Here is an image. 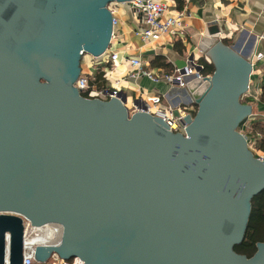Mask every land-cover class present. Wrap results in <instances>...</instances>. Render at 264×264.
Wrapping results in <instances>:
<instances>
[{
    "label": "water",
    "instance_id": "95a60500",
    "mask_svg": "<svg viewBox=\"0 0 264 264\" xmlns=\"http://www.w3.org/2000/svg\"><path fill=\"white\" fill-rule=\"evenodd\" d=\"M112 1L129 0H0V264H22L23 217L62 227L35 247L41 262L264 264V241L233 249L264 188V157L239 130L252 63L201 37L214 70L183 88L196 106L183 134L138 99L130 112L123 91L83 96L81 58L108 49Z\"/></svg>",
    "mask_w": 264,
    "mask_h": 264
},
{
    "label": "crops",
    "instance_id": "0c3cea01",
    "mask_svg": "<svg viewBox=\"0 0 264 264\" xmlns=\"http://www.w3.org/2000/svg\"><path fill=\"white\" fill-rule=\"evenodd\" d=\"M167 5V12L182 13L183 31L177 35H165L157 41L144 42L136 30L142 27L128 5L112 1L108 6L115 11L118 23L113 27V34L107 52H118L119 58L113 63H100L101 57L83 55L81 72L95 76L106 71L100 81L101 86L118 89L126 94V106L133 112V101L140 100L146 94H159L162 105H170L177 112L193 113L196 109L193 99L183 88L169 85L162 75L171 72L176 61H187L189 55L197 63L199 59L211 62L208 55L198 48L203 35L219 38L222 43L233 46L242 56L252 63L249 88L245 93L253 99L248 102L251 115L239 125V130L246 136L252 123L257 118L264 120V101L260 100L264 85V0H156ZM215 31L209 35V31ZM256 54H262L256 59ZM162 56L170 63L171 69L158 67L155 59ZM130 58H140L144 68L149 70L159 81L154 82L146 76L130 77ZM108 72V73H107ZM118 81L117 83L115 81ZM248 143L251 141L246 136ZM258 137H260L258 135ZM255 156L261 155L254 147V140L249 145Z\"/></svg>",
    "mask_w": 264,
    "mask_h": 264
},
{
    "label": "built area",
    "instance_id": "2783aa9c",
    "mask_svg": "<svg viewBox=\"0 0 264 264\" xmlns=\"http://www.w3.org/2000/svg\"><path fill=\"white\" fill-rule=\"evenodd\" d=\"M128 5L133 15L142 24L136 30V34L144 42L157 41L165 35H177L183 31V15L182 13H169L167 12V5L164 2L156 0H129L123 2ZM109 8L112 15V25L118 23V18L115 16L114 9ZM113 34V33H112ZM102 62L113 63L118 60V52H107V50L101 54ZM262 54H256V59H260ZM129 64L131 67L130 77L146 76L154 82L159 81L160 78L153 76L151 72L144 68L143 62L140 58H130ZM199 66V68H197ZM202 65L196 63L194 60L185 61L184 66L177 67L169 73H164L162 79H164L169 85L178 88H184L186 82L191 78L203 79L210 74H203L201 72ZM108 73V72H107ZM106 71L103 72L105 77ZM118 82L117 80L115 81ZM74 85L78 90H89L87 97H97L101 99H109L116 96L118 89L109 88L107 86L97 87L96 85H89L88 76L80 72ZM162 97L159 94H146L140 98V105L145 107V111L153 116L162 118L168 125L171 131L184 133L186 123L182 118L185 115L183 111L177 108V112L174 107L170 105H162ZM134 110H137L136 106H133ZM140 110H143L140 108ZM260 158L264 157V154L257 155ZM29 236H36L38 242L28 243L26 240ZM62 236V227L57 223H46L40 226L32 225L29 220L23 217V253L22 264H82V261L78 257H72L70 259H63L55 252H51L45 261H38L35 258V247L37 245H57L60 242ZM7 257L5 256V259Z\"/></svg>",
    "mask_w": 264,
    "mask_h": 264
},
{
    "label": "trees",
    "instance_id": "16d2710c",
    "mask_svg": "<svg viewBox=\"0 0 264 264\" xmlns=\"http://www.w3.org/2000/svg\"><path fill=\"white\" fill-rule=\"evenodd\" d=\"M198 64L202 65L201 72L203 74H212L214 70V65L212 62H208L204 59H199L197 61ZM154 64L158 67L171 69L170 63L165 62L162 56H158ZM103 72L97 73L95 76H88L89 85H96L100 87V81H102ZM88 91H83L82 95H88ZM260 100L264 101V85L262 87L261 98ZM253 101L248 95L244 94L240 98V102L248 103ZM246 136L250 137V140H254V147L257 151L264 153V120L258 119L251 124L249 130L245 133ZM258 135L260 137H258ZM250 141V142H251ZM249 142V144H250ZM251 210L249 219L247 222L245 234L243 240L235 244L233 249L241 254L250 257L256 251V243L260 241H264V188L252 196L251 200Z\"/></svg>",
    "mask_w": 264,
    "mask_h": 264
},
{
    "label": "bare ground",
    "instance_id": "6f19581e",
    "mask_svg": "<svg viewBox=\"0 0 264 264\" xmlns=\"http://www.w3.org/2000/svg\"><path fill=\"white\" fill-rule=\"evenodd\" d=\"M26 240L28 241V243H36V242H38V239H37L36 236H29V237H27Z\"/></svg>",
    "mask_w": 264,
    "mask_h": 264
},
{
    "label": "rangeland",
    "instance_id": "374dc122",
    "mask_svg": "<svg viewBox=\"0 0 264 264\" xmlns=\"http://www.w3.org/2000/svg\"><path fill=\"white\" fill-rule=\"evenodd\" d=\"M87 55H89V54H87ZM90 56H91V55H90ZM249 145H250V144H249ZM252 153L255 155V152L252 151Z\"/></svg>",
    "mask_w": 264,
    "mask_h": 264
}]
</instances>
